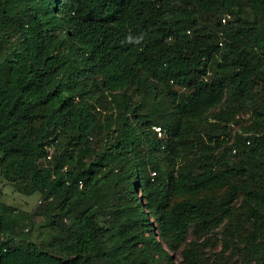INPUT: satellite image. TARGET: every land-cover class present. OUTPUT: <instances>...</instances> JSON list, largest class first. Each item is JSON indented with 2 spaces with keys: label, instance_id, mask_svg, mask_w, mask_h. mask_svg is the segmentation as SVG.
<instances>
[{
  "label": "trees",
  "instance_id": "16d2710c",
  "mask_svg": "<svg viewBox=\"0 0 264 264\" xmlns=\"http://www.w3.org/2000/svg\"><path fill=\"white\" fill-rule=\"evenodd\" d=\"M0 173L40 195L0 202V264H172L224 223L264 264V0H0Z\"/></svg>",
  "mask_w": 264,
  "mask_h": 264
},
{
  "label": "rangeland",
  "instance_id": "374dc122",
  "mask_svg": "<svg viewBox=\"0 0 264 264\" xmlns=\"http://www.w3.org/2000/svg\"><path fill=\"white\" fill-rule=\"evenodd\" d=\"M243 13H247L246 9H242ZM262 91V87L255 88L248 96L245 101L246 108L241 114H238V116L235 117V120L240 121H246L249 117V113L251 110L256 106L260 93ZM108 97L105 95L104 100ZM109 108L112 107V105L108 102H105ZM106 112H102V119L106 117L104 114ZM239 117V119H238ZM209 122H215L212 119H209ZM230 134V137H232L237 132H240L239 126L235 123H232L230 125H227V131ZM102 131H101V138H102ZM100 137H92L89 141L90 147H94L96 144H98V141L101 139ZM137 196H139V202L143 204V198L141 196V192L137 190ZM40 195L38 193H35L31 196H26L16 190V188L8 183L4 178L3 175L0 173V202L10 205L14 207L17 210L25 211V212H33L40 204ZM121 202V201H117ZM138 202V201H137ZM122 203H125L122 201ZM43 217H36L34 219V225L28 226V228L25 230L27 233H29V237L40 242L43 240L48 239V232L44 229H41L38 231L37 226L41 222H43ZM103 217H101L99 220L102 222ZM150 220H152L151 217H149ZM68 223V221H67ZM155 225V223H153ZM227 232L226 225H224L217 230L213 231L211 234L208 235H201L198 234L196 228H190L187 241L185 244H181L178 246V248L173 251L169 252V257L172 260V264H185L183 261L182 251L185 247H192L193 250L197 253V255L201 258L203 264H242V255L236 246H234V243H229V245H225L224 243V235ZM244 233L247 232V229L243 230ZM159 255L155 254V257H158ZM159 261L162 262V259L159 258ZM167 261L164 260V263ZM140 264H155L154 262L144 259Z\"/></svg>",
  "mask_w": 264,
  "mask_h": 264
},
{
  "label": "built area",
  "instance_id": "2783aa9c",
  "mask_svg": "<svg viewBox=\"0 0 264 264\" xmlns=\"http://www.w3.org/2000/svg\"><path fill=\"white\" fill-rule=\"evenodd\" d=\"M222 22H225V20H222ZM154 131L157 133L158 136L161 135V131L159 127H153Z\"/></svg>",
  "mask_w": 264,
  "mask_h": 264
}]
</instances>
